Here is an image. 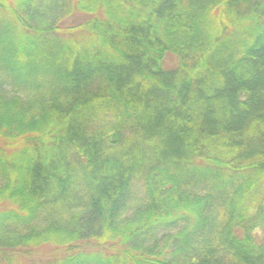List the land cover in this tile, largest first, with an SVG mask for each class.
<instances>
[{
    "label": "trees",
    "instance_id": "1",
    "mask_svg": "<svg viewBox=\"0 0 264 264\" xmlns=\"http://www.w3.org/2000/svg\"><path fill=\"white\" fill-rule=\"evenodd\" d=\"M0 264H264V0H0Z\"/></svg>",
    "mask_w": 264,
    "mask_h": 264
},
{
    "label": "rangeland",
    "instance_id": "2",
    "mask_svg": "<svg viewBox=\"0 0 264 264\" xmlns=\"http://www.w3.org/2000/svg\"><path fill=\"white\" fill-rule=\"evenodd\" d=\"M86 19V15L84 14H78L76 15L75 17V21L78 22V21H82ZM175 65V58L171 55H167L165 60L163 61V67L165 68H172L174 67ZM49 249L48 247H45V248H42L41 250H39V253L37 254L38 256H42V255H46L47 253H49ZM37 255H35L34 257L36 258Z\"/></svg>",
    "mask_w": 264,
    "mask_h": 264
}]
</instances>
